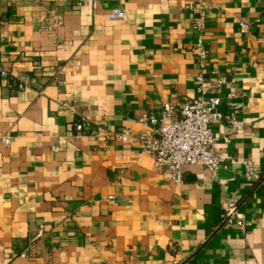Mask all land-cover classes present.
<instances>
[{"label":"crops","instance_id":"0c3cea01","mask_svg":"<svg viewBox=\"0 0 264 264\" xmlns=\"http://www.w3.org/2000/svg\"><path fill=\"white\" fill-rule=\"evenodd\" d=\"M192 1L0 0V264H264V0H204L226 168L185 166L175 184L138 143L106 140L148 132L141 115L196 97ZM113 9L126 19L109 20ZM50 13L62 17L53 33L41 29ZM27 75L35 82L14 93ZM228 117L250 126L230 133ZM231 202L243 233L223 222Z\"/></svg>","mask_w":264,"mask_h":264},{"label":"built area","instance_id":"2783aa9c","mask_svg":"<svg viewBox=\"0 0 264 264\" xmlns=\"http://www.w3.org/2000/svg\"><path fill=\"white\" fill-rule=\"evenodd\" d=\"M73 1V0H68ZM116 2L117 0H110ZM79 5V3H77ZM211 5L204 0H193L187 5V9L192 14V30L196 35L193 52L198 60L199 69L194 78L196 97L175 108L169 103H164L161 109V116L155 118L151 115H141L138 122L149 128L148 132L136 134L130 127H122L118 131L108 132L107 141H117L131 144L138 143L142 147V152L150 157L153 168L165 173L170 181L179 184L182 179V168L185 166H202L212 175L219 169L226 168L228 157L219 146L226 145L229 141L228 135L217 138L213 135L211 125L222 120V115L218 111L221 100L217 90L225 81L224 79L210 82L206 79V66L208 52L203 39V33L207 26L206 13ZM264 14V11H263ZM109 20H125L126 14L122 9H113L108 13ZM62 25V17L58 14L50 13L44 20L41 29L47 33L55 32ZM240 33L246 35L248 24L241 21L239 23ZM6 70H0V77L6 78ZM58 85H63V81L54 79ZM35 82V78L24 76L19 79L14 93H20L30 87ZM214 90V91H213ZM234 98L233 94H228L229 105L239 108L241 104L230 102ZM230 133H238L250 126L249 123L237 120L234 117L226 118ZM92 129L86 120L74 124L77 134L86 135ZM3 145L8 146L10 139L5 138ZM243 177L252 187L260 181V176L256 165L250 159H245L242 163ZM112 199V197H109ZM237 202H231L224 216V224L236 225L243 233L244 223L239 220L237 214ZM44 233L41 226L36 235L40 238ZM24 257V255H21Z\"/></svg>","mask_w":264,"mask_h":264}]
</instances>
